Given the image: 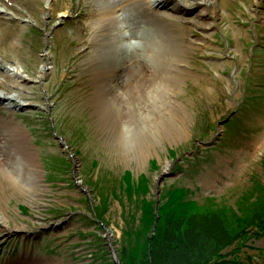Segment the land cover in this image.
<instances>
[{
	"label": "rangeland",
	"instance_id": "374dc122",
	"mask_svg": "<svg viewBox=\"0 0 264 264\" xmlns=\"http://www.w3.org/2000/svg\"><path fill=\"white\" fill-rule=\"evenodd\" d=\"M25 4L30 12L23 7V20L12 19L18 30L17 26L7 30L12 35L18 32L15 47L23 53L24 70L12 67L32 78L14 91L27 96L18 106L0 105V115L25 130L27 149L34 147L36 168L42 174L31 189L0 198V212L8 221H0V264H179L173 259L178 257V247L170 246L172 239L195 238L215 215L192 210V215L181 212L184 217L175 207L163 211V192L182 185L193 190L198 202L216 195L225 196L222 205L232 209L235 197L240 204L254 206L244 194L264 185V0H211L202 5L207 6L206 12L197 20L204 24L187 21L201 12L200 5L177 9L179 20L187 24L184 38L189 44L187 76L176 95L188 113L186 129L177 136L160 135V141L156 132L145 135L149 153L140 164L136 159L125 161L119 151L102 142L106 137L96 129L92 99L88 102L93 84L81 70L83 47L75 35L77 24L90 4L102 7L107 0H30ZM62 5L66 6L59 9ZM207 22L213 23L211 28ZM5 39L0 33V44ZM7 41L0 47L6 58ZM47 49L50 57L42 62ZM42 66L51 73L38 76ZM2 72L0 67V82L13 80L3 78ZM190 74L204 78L194 82ZM209 77H213L214 91L204 93ZM145 120L149 122L146 130L153 119ZM66 136L80 139L83 147L76 148L65 138L61 141ZM21 156L18 149L15 157ZM0 157L2 162L12 160L3 148ZM51 157H57L58 164L51 163ZM17 158L12 166L20 163ZM145 183L148 192L140 189L146 188ZM124 188L134 191L127 196ZM163 212L171 213L170 222L165 223ZM259 225H252L250 235L236 236L232 245L223 248V254H228L225 264H233V256H241L242 264L247 259L262 264L264 227Z\"/></svg>",
	"mask_w": 264,
	"mask_h": 264
},
{
	"label": "bare ground",
	"instance_id": "6f19581e",
	"mask_svg": "<svg viewBox=\"0 0 264 264\" xmlns=\"http://www.w3.org/2000/svg\"><path fill=\"white\" fill-rule=\"evenodd\" d=\"M13 1L16 2V0H0V33L6 38L4 43L8 40V44L5 45L7 58L0 48V67L3 68V78L5 76L13 78L11 82L1 79L0 105L8 108L18 106L19 100L27 96L24 92L16 94L14 91L20 90L18 85L24 86L26 81L32 78L29 74L27 77L26 74L23 76L18 69L12 67L18 65L24 70L23 53L15 47L18 32L15 31L12 35V32H8L7 26H17L16 30H18L19 25L13 23L12 19L23 20L21 13L23 7L28 12L31 10L25 4L30 0H22V4ZM107 2L108 4L102 7H94L90 4L80 16L81 21L77 24L75 35L81 40L83 47L80 58L83 64L81 70L87 74V79L93 84L88 102L92 99L91 115H96V129L102 131L101 133L108 139L105 138L102 142L115 152L119 151L118 154L125 158V161L136 159L140 164L149 153L146 140L148 136L145 135L158 133L156 140L160 141V135L165 138L170 133L176 136L185 133L188 113L184 105L177 101L176 95L181 90L179 85L187 76L184 74V66L187 64L186 55H188L186 50L188 43L184 38L187 24L179 20L176 11L181 5L191 7L200 5L201 12H196L193 19H187L188 22L199 24L201 21L197 20L205 15L204 9L207 8L206 5L203 7L202 5L210 4L211 0H107ZM65 6H59V9H64ZM212 25L213 23H206L208 28ZM4 43L0 44V47H3ZM47 50V53L41 55L42 62L50 57V49ZM51 71L42 66L38 76H46ZM190 77L194 82L204 78L199 74H190ZM212 79L213 77L207 79L202 88L204 93L214 91V85H210ZM42 84L46 88V83ZM29 87L32 90L36 89L34 85ZM148 118H152L153 123L145 130L149 123L145 119ZM174 120L179 124L176 125ZM64 138L65 142L73 143L71 145L76 148L83 147L81 140L74 136L61 137V141ZM27 141L28 135L23 128L0 115V149L6 150L12 159L6 162L3 160L4 163L0 159V198L2 199L13 191L29 190L38 184L37 178L42 172L36 168L34 147L29 146L27 149ZM18 149L22 152L19 158L15 157ZM16 158L17 161H21L18 166H12ZM261 159L264 160V157ZM50 160L51 163L58 164L57 157L54 159L51 157ZM41 168L44 173L49 172L43 162ZM148 188L146 184L145 189L142 187L140 189L146 192ZM124 190L127 191L124 193L127 196L134 191L126 188ZM224 199L225 197L222 200ZM126 213L123 212V215ZM138 214L142 212L139 211ZM2 219L7 221V217L0 212V221ZM15 227L20 226L16 223ZM15 227L11 226L13 229H16ZM111 245L109 243V249L113 250ZM95 258L97 262L102 261L99 256L93 259Z\"/></svg>",
	"mask_w": 264,
	"mask_h": 264
},
{
	"label": "trees",
	"instance_id": "16d2710c",
	"mask_svg": "<svg viewBox=\"0 0 264 264\" xmlns=\"http://www.w3.org/2000/svg\"><path fill=\"white\" fill-rule=\"evenodd\" d=\"M169 189L171 191L163 192V211L168 208L170 209V207H175L180 212V214H183L184 217L186 215L181 212L186 211L188 215H192V210L198 212V215L199 213L203 214L202 212H206V215H215L213 216L212 221L207 222L208 228L205 229L206 231L203 233L198 232L197 235H195V238L194 236H191V238L188 236L183 238L182 235V237H178V240L176 238L172 239V241L175 242L170 244V246L174 244L173 246L178 247V257L173 258L175 263L225 264L226 259L224 256H226L227 253L223 254L222 251L225 246L229 244L232 245L231 240H233L234 237L236 238V236L241 235L245 238L247 235H250L249 228L252 227V225L255 226L257 221H263L260 225L257 223L259 228L260 226L264 227V185L260 187L254 186L250 191H246L244 194L245 197L252 201V205L257 207L253 208L254 206L251 207L250 205L249 207L248 204H240L241 202L238 203V200H236L237 197H235L234 201L232 202L234 205L233 209L230 207V205H222V199L225 196L216 197L214 195H206L202 197L200 202H198L193 198L194 192L192 189L190 190L183 187L182 185L180 187ZM201 208L203 209L200 210ZM163 215L165 223L170 222L171 213L169 214L167 212H163ZM96 218H98V216ZM184 224L186 227L188 226L187 223ZM262 233H264V229ZM239 245L235 247V250L239 247ZM166 246L168 248L169 244ZM230 254L234 255L233 250L230 252ZM241 258V256H233L230 261L233 264H242ZM173 259L168 256V260L171 261ZM253 263L256 264L257 262L253 261ZM253 263H251L250 259L245 260V264ZM261 263L264 264V261Z\"/></svg>",
	"mask_w": 264,
	"mask_h": 264
}]
</instances>
